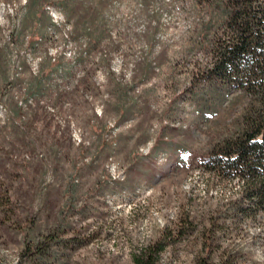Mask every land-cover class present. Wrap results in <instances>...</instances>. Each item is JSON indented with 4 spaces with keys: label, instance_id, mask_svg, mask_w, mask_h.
<instances>
[{
    "label": "rangeland",
    "instance_id": "1",
    "mask_svg": "<svg viewBox=\"0 0 264 264\" xmlns=\"http://www.w3.org/2000/svg\"><path fill=\"white\" fill-rule=\"evenodd\" d=\"M191 8L0 0V264H136L178 228L158 264H197L208 236L264 264V213L227 219L240 184L202 165L243 100L208 101Z\"/></svg>",
    "mask_w": 264,
    "mask_h": 264
},
{
    "label": "trees",
    "instance_id": "2",
    "mask_svg": "<svg viewBox=\"0 0 264 264\" xmlns=\"http://www.w3.org/2000/svg\"><path fill=\"white\" fill-rule=\"evenodd\" d=\"M188 1L190 13L203 16L196 21L198 43L210 60L204 72L208 101L223 106L235 97L243 100L232 129L213 146L202 165L219 180L240 184L241 198L227 202L224 216L257 220L264 213V0ZM173 231H165L141 255H135V263L158 264L169 241L186 236L183 228ZM204 239L206 254L197 264H235L226 253L213 250L212 236ZM37 253L39 259L47 255L44 250Z\"/></svg>",
    "mask_w": 264,
    "mask_h": 264
}]
</instances>
